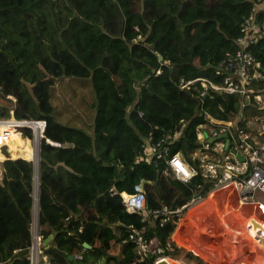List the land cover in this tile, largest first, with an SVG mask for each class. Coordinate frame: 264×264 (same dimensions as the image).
Wrapping results in <instances>:
<instances>
[{
    "label": "trees",
    "instance_id": "obj_1",
    "mask_svg": "<svg viewBox=\"0 0 264 264\" xmlns=\"http://www.w3.org/2000/svg\"><path fill=\"white\" fill-rule=\"evenodd\" d=\"M262 3L0 0V117L12 109L16 118L45 119L37 215L43 238L51 234L43 249L51 264H90L101 256L100 264H152L153 256L140 258L127 239L130 223L144 226L150 247L168 243L172 247L163 254L179 251L170 238L176 214L162 223L161 214H148L141 221L140 214L125 210L119 192H132L139 185L148 209L164 205L173 210L190 197L200 177L183 183L170 171L162 173V159L154 164L138 160L143 137L154 126L178 127L183 122L169 142V153L178 152L192 163L189 151L199 143L195 132L203 113L227 117L236 109V96L208 92L196 98L181 90L177 80L212 77L223 51L234 47L242 19L254 10L264 24ZM250 50L264 72V36ZM62 78L88 80L89 123L63 122L53 114L50 87ZM3 146L9 157L25 158L0 160V264H28L33 165L27 158L33 150L14 131ZM207 188L205 183L201 192ZM66 214L82 220L83 230H69ZM82 241L89 247L81 259H68ZM87 257L91 259L85 262Z\"/></svg>",
    "mask_w": 264,
    "mask_h": 264
},
{
    "label": "built area",
    "instance_id": "obj_2",
    "mask_svg": "<svg viewBox=\"0 0 264 264\" xmlns=\"http://www.w3.org/2000/svg\"><path fill=\"white\" fill-rule=\"evenodd\" d=\"M262 36L264 24L256 20L254 10L250 11L240 23L239 33L233 39L234 47L224 50L215 63L212 77H180L177 80V86L181 90L193 93L196 98L203 97L208 92L231 93L236 96V109L227 117L216 118L203 113L204 121L198 124L195 132L199 143L189 151L192 163L185 161L178 152L169 153V142L179 135L183 122L178 127L154 126L143 137L138 160L154 164L156 160L162 159L165 163L162 173L170 171L183 183L191 181L194 176L200 177L192 185L190 197L173 210H167L164 205L148 209L142 189L135 185L132 192H119L127 212L140 214L141 221L148 214H161L163 216L158 221L162 223L165 217L172 218V214L201 202L210 189L226 184H234L243 199H250L255 192L264 193V72L259 60L250 50V45ZM158 71L157 69L156 73ZM8 111L7 116L0 117V143L8 139L10 131H14L20 138L27 140L30 148L36 152L44 138L45 119L16 118L12 109ZM137 113L142 114L141 111ZM27 159L33 160L31 157ZM205 183L208 188L201 192ZM37 184L38 172L33 170L26 256L28 264H51L43 253V236L37 215ZM63 220L66 226L71 222L69 230H83V221L75 214H66ZM126 233L127 239L135 244L140 258L153 256V264L156 259L169 256L163 254V251L164 248L171 249L172 245L166 243L164 247H150L144 237L143 225L127 224ZM83 242L71 253L72 259H81L85 247Z\"/></svg>",
    "mask_w": 264,
    "mask_h": 264
},
{
    "label": "crops",
    "instance_id": "obj_3",
    "mask_svg": "<svg viewBox=\"0 0 264 264\" xmlns=\"http://www.w3.org/2000/svg\"><path fill=\"white\" fill-rule=\"evenodd\" d=\"M176 216L170 238L189 264L264 262V201L256 199V192L243 199L234 184H226L210 189L201 202Z\"/></svg>",
    "mask_w": 264,
    "mask_h": 264
},
{
    "label": "rangeland",
    "instance_id": "obj_4",
    "mask_svg": "<svg viewBox=\"0 0 264 264\" xmlns=\"http://www.w3.org/2000/svg\"><path fill=\"white\" fill-rule=\"evenodd\" d=\"M108 16H109V12L108 11L104 12L103 14L104 20H107ZM91 98L92 97H91L90 85L88 80H83L78 78L56 79L53 86L50 87V101L51 104L53 105V114L63 122H68L78 125H80L82 121L89 123L90 116H88V113L86 112L88 109V102L91 100ZM37 149L39 153V145ZM1 152L3 154L5 153L4 155L6 157L9 156V152L7 151L6 146H4L3 149H1ZM32 152H33L32 159L34 160L35 153L34 151ZM12 157L14 156H11L9 158ZM0 173H1V165H0ZM256 199L263 202L264 193L256 192ZM168 258H172L175 260L177 259L182 264H189L188 258L182 256V254H180V250L176 252V254L174 255H169ZM88 259L91 258L87 257L85 262H88ZM102 260H103V256L99 257L96 260H93L94 263H90V264H100Z\"/></svg>",
    "mask_w": 264,
    "mask_h": 264
},
{
    "label": "water",
    "instance_id": "obj_5",
    "mask_svg": "<svg viewBox=\"0 0 264 264\" xmlns=\"http://www.w3.org/2000/svg\"><path fill=\"white\" fill-rule=\"evenodd\" d=\"M158 58H160V56H158ZM220 136H223V134H221ZM208 140H211V138H208ZM14 157H21V156H14ZM13 157V158H14ZM4 159V158H3ZM32 161V165H33V170L38 172V165H39V160L37 159L36 160V164L34 162V160H31ZM60 162H55V164H58ZM50 239H51V234H47L44 238H43V245H44V248H47L49 246V243H50ZM83 246L85 247H89V245L86 243V242H83ZM67 258L68 259H72V255L71 254H68L67 255ZM172 259V258H170ZM175 260V259H174ZM7 264H12V260H10ZM153 264H171L169 263L167 260H165L164 258H159V259H156Z\"/></svg>",
    "mask_w": 264,
    "mask_h": 264
},
{
    "label": "bare ground",
    "instance_id": "obj_6",
    "mask_svg": "<svg viewBox=\"0 0 264 264\" xmlns=\"http://www.w3.org/2000/svg\"><path fill=\"white\" fill-rule=\"evenodd\" d=\"M17 133V132H16ZM4 148V146L3 147H1V149H3ZM1 151V150H0ZM35 153V155H34V162H35V164H36V160L38 159L39 160V158H38V156H39V153H38V149H37V151L36 152H34ZM230 203V202H229ZM233 202H231V204H232ZM235 205H236V203H235ZM234 205V206H235ZM192 207V206H191ZM245 207V206H244ZM235 208V207H234ZM197 209H199V207L197 208ZM196 209V210H197ZM203 209V208H202ZM250 209V208H249ZM233 210V209H232ZM199 211H200V209H199ZM241 211V210H240ZM230 212V211H229ZM244 212V211H243ZM243 212H240V213H243ZM196 213V212H195ZM196 214H198V213H196ZM202 214V213H201ZM186 215V214H185ZM199 215V214H198ZM245 215V214H244ZM212 216V215H211ZM210 217V216H209ZM229 217H230V215H229ZM183 218V217H182ZM242 218V217H241ZM243 218H244V216H243ZM246 218V217H245ZM181 220V219H180ZM212 220V219H211ZM184 221V220H183ZM213 221V220H212ZM211 221V222H212ZM253 219L252 220H250V223H253ZM188 222V221H187ZM256 224V223H255ZM261 224V223H260ZM237 231V230H236ZM244 231V230H243ZM184 233V232H183ZM241 233H242V231H241ZM177 236V235H176ZM175 238V237H174ZM177 239V238H176ZM165 260H167L169 263H171V264H182L179 260H174V259H170V258H164Z\"/></svg>",
    "mask_w": 264,
    "mask_h": 264
},
{
    "label": "clouds",
    "instance_id": "obj_7",
    "mask_svg": "<svg viewBox=\"0 0 264 264\" xmlns=\"http://www.w3.org/2000/svg\"><path fill=\"white\" fill-rule=\"evenodd\" d=\"M43 139H45V138H43ZM4 158H5V157H4ZM6 158H9V157H6ZM2 159H3V158H2ZM2 159H1V160H2ZM30 160H31V159H30ZM31 162H32V161H31Z\"/></svg>",
    "mask_w": 264,
    "mask_h": 264
}]
</instances>
